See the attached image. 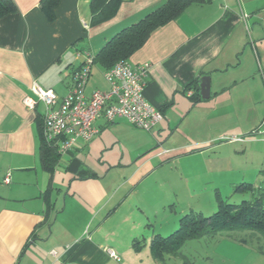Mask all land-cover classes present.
Returning <instances> with one entry per match:
<instances>
[{
    "label": "crops",
    "instance_id": "crops-1",
    "mask_svg": "<svg viewBox=\"0 0 264 264\" xmlns=\"http://www.w3.org/2000/svg\"><path fill=\"white\" fill-rule=\"evenodd\" d=\"M12 1L15 11L0 16V264L143 263L133 238L149 251L151 237L166 234L152 229L147 235L149 216L125 211L127 197L105 198L114 185L103 177L127 170L122 183L133 187L172 163L208 175L202 179L216 166L231 169L229 135L264 131V0L191 3L154 29L128 60L150 64L143 96L163 119L146 131L100 115L92 122L98 133L61 154L51 174L38 152L44 104L30 86L63 97L84 52L94 56L166 0H121L112 17L94 25L90 0H59L53 21L40 0ZM91 71L87 97L108 89ZM203 75L209 96L192 100L187 93L199 94Z\"/></svg>",
    "mask_w": 264,
    "mask_h": 264
},
{
    "label": "rangeland",
    "instance_id": "rangeland-1",
    "mask_svg": "<svg viewBox=\"0 0 264 264\" xmlns=\"http://www.w3.org/2000/svg\"><path fill=\"white\" fill-rule=\"evenodd\" d=\"M92 70L91 77L98 73L106 81L98 65L94 64ZM232 136L243 137L247 142L230 141L229 170L223 171L222 167L216 166L209 177L202 179L208 175L201 177L194 167L187 172L172 163L160 167L157 172L146 176L142 183L132 187L122 183L127 170L113 169L103 177L106 183L114 185L112 193L105 198L127 197L125 211L135 214V210H143L149 216L145 229L147 235L154 229L169 234L175 229L172 227L174 222L177 223L180 216L190 211H200L205 216L212 214L216 210L217 197H222L229 204H240L255 197L264 200V131L254 135L250 132L229 135ZM181 174L186 177L183 181L179 177ZM147 249L143 246L134 251L139 252L143 259L140 264H157ZM158 263L264 264V237L244 228L225 229L187 240L176 254Z\"/></svg>",
    "mask_w": 264,
    "mask_h": 264
},
{
    "label": "trees",
    "instance_id": "trees-1",
    "mask_svg": "<svg viewBox=\"0 0 264 264\" xmlns=\"http://www.w3.org/2000/svg\"><path fill=\"white\" fill-rule=\"evenodd\" d=\"M208 0H166L161 6L150 11L135 23H132L112 36L97 54L93 56L92 65L107 70L123 59H128L140 49L150 37L154 29L164 26L179 15L191 3H202ZM59 0H40V8L47 21L55 18L54 8ZM121 0H90V23L102 22L117 9ZM12 0H0V16L15 10ZM78 69V68H77ZM197 86V85H196ZM191 93L192 100L200 95ZM42 120L39 126V157L45 171L51 174L58 163L61 153L58 146L46 142L42 138ZM241 189V186L238 187ZM216 210L205 216L202 212L190 211L179 217L175 229L167 235L154 234L149 242V251L157 262H163L167 256L176 254L183 244L206 234L216 233L231 228H244L264 237V200L255 197L253 200L242 201L240 204L226 203L222 197H217ZM143 245L140 239L133 238V249L139 250Z\"/></svg>",
    "mask_w": 264,
    "mask_h": 264
},
{
    "label": "built area",
    "instance_id": "built-area-1",
    "mask_svg": "<svg viewBox=\"0 0 264 264\" xmlns=\"http://www.w3.org/2000/svg\"><path fill=\"white\" fill-rule=\"evenodd\" d=\"M83 56L82 64L72 72V83L63 97L59 98L52 89H43L36 84L30 86L37 100L44 104L42 138L57 145L59 153L63 154L79 140H91L98 133L92 122L100 115L108 122L123 118L146 131L163 119V112L153 107L143 96L145 78L150 68L148 62L133 64L128 59L117 61L103 72L108 89H95L87 97L84 88L90 75L93 55L84 52ZM260 68L264 69V64ZM187 94L191 95V92ZM258 132L253 131L254 134ZM227 139L242 141L244 138L232 136ZM8 178L9 172L2 182L8 183ZM107 253L119 260L112 249H107Z\"/></svg>",
    "mask_w": 264,
    "mask_h": 264
},
{
    "label": "water",
    "instance_id": "water-1",
    "mask_svg": "<svg viewBox=\"0 0 264 264\" xmlns=\"http://www.w3.org/2000/svg\"><path fill=\"white\" fill-rule=\"evenodd\" d=\"M209 76L203 75L199 81V87H200V96L202 98H207L209 96Z\"/></svg>",
    "mask_w": 264,
    "mask_h": 264
}]
</instances>
